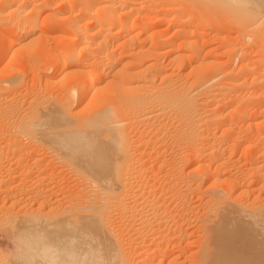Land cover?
Instances as JSON below:
<instances>
[{"label": "bare ground", "instance_id": "6f19581e", "mask_svg": "<svg viewBox=\"0 0 264 264\" xmlns=\"http://www.w3.org/2000/svg\"><path fill=\"white\" fill-rule=\"evenodd\" d=\"M198 4L209 14L225 12L227 25L216 31L225 32L220 39L236 43L222 54L213 48L201 57V39L207 38L199 28L213 19H201ZM48 19L60 22L50 25ZM166 22L168 28H157ZM172 27H177L174 34L167 36ZM213 55L228 56L215 71ZM17 58L21 63L31 58V82L14 69ZM236 59L239 73L230 66ZM57 82L64 86L53 95ZM85 101L97 107L82 114ZM159 117L169 119L170 124L159 120L170 125L164 129L167 139L176 140L184 159L175 166L182 175L169 177L177 193L176 199L166 195L170 202L165 179L141 177L146 169L132 172L141 178L131 174L136 166L129 125ZM257 118L261 123L246 127ZM243 135L252 136L245 144V168L233 159ZM161 143L151 151H161ZM40 147L82 175H115L122 190L115 194L113 186L99 181L97 190L103 191L92 192L96 204L88 199L91 194L86 197L96 214L85 204V213H91L83 225L82 253L61 248L66 243L71 248V241L46 242L42 230L37 232L42 240L34 235L41 244L27 237L21 241L18 259L26 264H264V0H0V178H40L42 158L30 161ZM118 155H123L119 163ZM187 166H192L189 173ZM172 198L176 211L169 210L174 213L169 217ZM127 214L138 225L129 226L128 216L133 231L117 233L112 220ZM185 216L186 225H180ZM194 218L202 230L199 239Z\"/></svg>", "mask_w": 264, "mask_h": 264}, {"label": "rangeland", "instance_id": "374dc122", "mask_svg": "<svg viewBox=\"0 0 264 264\" xmlns=\"http://www.w3.org/2000/svg\"><path fill=\"white\" fill-rule=\"evenodd\" d=\"M146 4H149L148 3V1H146ZM198 6H199V9H198ZM212 6H215V4H212L211 3V8H217V6H219V5H217L216 4V6L215 7H212ZM200 5L198 4L197 5V9H196V12H198V13H200L199 14V16L201 17V19H203V20H207L208 19V22L211 20V17L210 16H212V19H213V21L211 20L210 22H209V25L207 26H201L200 28H199V30L200 31H202L201 33H204V34H206V36H204L203 35V37L204 38H207V39H201V45H200V47H204V51L202 50L201 51V57L202 58H206V57H208V55L206 54V53H208V50H210V49H213V48H217L218 49V51H219V54L221 53H223V52H225L230 46H233V45H235V43L236 42H234V44H232L233 43V41H232V43H228V42H230L229 40L227 41V40H225V39H220L221 37H224L226 34H225V32H222V33H218L217 31H216V27L217 26H221V25H223L224 24V26L225 25H227V23H226V20L223 18V17H226V15H225V12L224 13H216V12H214L213 13V11L211 12L210 11V14H209V9L207 10V9H204V8H201V9H203L202 11L200 10ZM203 7H209V6H203ZM210 8V7H209ZM210 8V9H211ZM219 8V7H218ZM184 9H186V8H184ZM212 10V9H211ZM220 10H222L221 8H220ZM204 11V12H203ZM205 11H207V13L205 12ZM215 11H217L216 9H215ZM218 11H219V9H218ZM216 13V14H215ZM212 14V15H211ZM172 15H170V16H168L169 18L171 17ZM208 16V17H207ZM206 17V18H205ZM210 17V18H209ZM210 19V20H209ZM216 19V20H215ZM49 20V19H48ZM48 20H46V22L48 21ZM55 21V20H54ZM53 20H49L48 21V23L50 24V25H53L54 23L56 24V25H58V23L60 22L59 20H56L55 22H54ZM59 21V22H58ZM216 21H218V23L216 22ZM221 21V22H220ZM58 22V23H57ZM215 22V23H214ZM47 23V24H48ZM168 22H166L165 24L163 23L160 27H157L159 30H161V29H166V28H168V24H167ZM212 24V25H211ZM213 24H216V26H214ZM218 24V25H217ZM210 26V27H209ZM212 26V27H211ZM214 27V28H213ZM156 28V29H157ZM176 28L177 27H172V29H170L168 32H166V34H167V36H168V34L171 36L172 34H174V32L173 31H175L176 30ZM206 28V29H205ZM208 28V29H207ZM155 29V30H156ZM175 29V30H174ZM212 29V30H211ZM152 31V30H151ZM207 32H208V34H207ZM219 35H218V34ZM219 36V37H218ZM221 36V37H220ZM210 39V40H209ZM212 40V41H211ZM225 40V41H224ZM205 41V42H204ZM202 42H204V45H202ZM205 43H207V44H205ZM226 45H225V44ZM230 46H229V45ZM228 45V46H227ZM220 49V50H219ZM206 50V51H205ZM205 52V53H204ZM205 54V55H204ZM207 55V56H206ZM216 55H213L212 56V59L213 60H211V61H215V63H213V65H212V67H211V65H210V69L212 70V71H215V70H218V69H216V68H218L219 67V63H221V62H223V61H225V60H227L228 59V56H226V55H224L222 58H220L219 59V57L217 58V56H216V58H215V60H214V58L213 57H215ZM210 58L209 59H211V56H209ZM21 59L23 58V57H20ZM21 59H18L17 58V61H18V63H20V64H23V66L22 65H20V64H17V63H13L15 66H17L16 68H14V69H17V70H20V71H17V70H15V71H17V73H19V74H22L23 72H25V73H27L28 75H27V77H28V79H29V82H31L32 81V79H31V77H32V69H33V64L30 62V60H31V58H29V61H27L28 60V58H24L23 59V62L21 63ZM164 59V58H163ZM237 59H239V58H237ZM237 59L236 60H234V61H232L233 63H231L230 64V66H231V69H235V71L237 72V73H239L237 70L239 69V66H240V60H238L237 61ZM223 60V61H222ZM166 61H168V60H166ZM209 61V60H208ZM220 61V62H219ZM237 63H236V62ZM14 62H16V60L14 61ZM28 62V63H27ZM207 62V61H206ZM219 62V63H218ZM235 62V63H234ZM25 63H27V64H25ZM218 63V64H217ZM26 66H25V65ZM166 64H168L167 62H166ZM236 65V68H235V65ZM234 67H233V66ZM214 66V67H213ZM14 67V66H13ZM23 67V68H22ZM24 67H26V68H24ZM32 68V69H31ZM238 68V69H237ZM182 77L183 76H181V78H180V81L182 82L183 81V79H182ZM184 77H185V79L188 77V74H185L184 75ZM182 79V80H181ZM177 81H179V80H177ZM179 81V82H180ZM64 86V85H62L61 83H59V82H57L56 84H54L52 87L54 88V91H52V93H53V95H54V92L55 93H57L59 90H60V88H62V87ZM51 87V88H52ZM59 88V89H58ZM52 90V89H51ZM56 90V91H55ZM93 104V103H92ZM95 105H96V103H95ZM93 106H94V104H93ZM92 105H90V103H88V101H85L83 104H82V106H81V109H83L82 111H80V112H83L82 114H85L86 112L88 113H90V112H92L91 111V109H90V107L91 108H96L97 106H94L93 107ZM255 111V110H254ZM253 110L251 111L250 110V114H252V113H255ZM86 113V114H87ZM259 114V113H258ZM159 119H161V120H163V122H165L166 121V123L168 122L169 124H170V121H169V119H168V121H167V117H165V118H161V117H159V118H155L154 119V121H153V119L150 121V122H145V123H134V124H130V125H134V126H136V127H134L133 126V128H132V126H130L129 125V129H130V127H131V129H130V134H131V139H132V143H130V145H129V147H130V152L132 153V157L135 155V157H133L134 159H133V163H135L134 165H133V163H132V167H135V168H132L131 170H133V171H131V174L133 175L134 173L136 174V172H137V174H138V172L140 171H143V169H146L145 171H143L144 173H142L141 172V175H140V173H139V176L137 177L135 174L132 176L131 174H130V176H132L133 178H139L140 176L141 177H143V178H148L147 176H149L150 178L152 177V178H155L156 176V178H163L162 180H164L165 181V186H166V189H168L169 191L167 192L166 191V194H165V197H167V196H170L171 197V195H172V197L174 198V199H176V197H177V193H175L176 191V187H175V190H174V186H173V188L171 187V186H169L170 184H168L169 183V180H170V178H172V179H177L178 177H180L181 175H179L178 173H177V166L179 165V167H180V164L182 163L183 164V162L181 161V163H178V161H180V158H181V160H184L183 158H182V156H180V155H182V154H179V151L177 150V142L174 144V140L172 141L171 139H167V138H169L167 135H166V133H165V131H164V129H165V126L166 127H170V125L169 124H167V125H169V126H167L166 125V123H161V120H159L160 122H159V124H158V120ZM259 118H257V120L255 121V122H257V123H255V124H253V125H248V124H245L246 125V127H251V126H254L255 127V125H257V124H259V123H261V119H259ZM150 123V124H149ZM138 126H141L140 128L139 127H137V125ZM156 124V125H155ZM163 124H165V125H163ZM146 125V126H145ZM155 125V127H152V126H154ZM244 125V126H245ZM156 126H157V128H159L158 126H162L161 128H162V130L161 129H157L156 128ZM245 127V128H246ZM142 128H143V130H142ZM150 128V129H149ZM133 129V130H132ZM146 131H145V130ZM155 129H156V131H155ZM141 130H142V132H141ZM150 130H152V134L150 133ZM160 131V132H158V133H156L157 131ZM131 131H132V133H131ZM153 131H154V133H153ZM163 131H164V133H163ZM144 132H147V133H144ZM162 132V133H161ZM139 133V134H138ZM143 133V134H142ZM133 134V135H132ZM144 134L146 135L145 137H144ZM155 134V135H154ZM163 134V135H162ZM149 135H153L152 136V138H151V136H149ZM157 135V136H156ZM159 135H161L162 136V138H161V136H160V138L158 137ZM142 136V137H141ZM156 136V137H155ZM149 137V138H148ZM159 139H158V138ZM141 138H144L143 140L141 139ZM146 138V139H145ZM148 138V139H147ZM164 138H165V141H164ZM250 138H252V136H250V135H243L242 136V139H240V141H242V144H241V146H240V150L239 151H237V153L236 154H234L233 155V159L234 160H236V159H238L239 160V164H240V166L243 164V166H241V167H243V168H245L246 167V162H245V160H246V155H248L247 154V152H249V150L247 149V148H245V144L247 145V143H249V141H251V139ZM139 139H141L142 141H140ZM151 139V140H150ZM157 139V140H156ZM170 140V141H167V140ZM250 139V140H249ZM145 140V144H143L142 142ZM162 140V141H161ZM137 141L138 142H140V143H138L137 144ZM149 141H151V142H149ZM159 141V142H158ZM176 141V140H175ZM245 141V142H244ZM158 142V143H157ZM162 142V143H161ZM150 143V144H149ZM155 143V144H154ZM160 143L161 144H163L161 147L162 148H160L161 149V151L160 150H156V153H157V155H156V153H155V151H154V149H153V151H151V149L152 148H154L155 146H157V144L158 145H160ZM171 143H173V144H171ZM134 144V145H133ZM140 144V145H139ZM147 144H149V145H147ZM155 145V146H152V145ZM175 145H176V147H175ZM182 145L184 146V148H185V151H186V145L185 144H183L182 143ZM146 146H148V147H146ZM244 146V147H243ZM135 147V148H134ZM146 147V148H145ZM151 147V148H150ZM168 147V148H167ZM43 148V147H42ZM41 147L40 148H38V149H36V151L35 152H38V155H36L35 153H33V155H31V157H30V161H34L35 159H37L36 157H38L39 159L40 158H42V160H40V165H38V166H42L41 167V173L43 174V172H44V174L42 175L41 173H40V176L42 177V176H44V175H48L49 177L48 178H0V264H26L23 260H21V258H19L18 259V255L20 254V252H21V241L23 240V239H26V237L27 238H30V241L31 242H33L34 240H36V241H34L33 242V244L36 242L37 244L40 242V240H42L41 238H38L37 237V234L40 232V233H43L42 232V230L43 231H45V234H43L44 235V237H46V235H47V237L49 238V235L50 236H54L53 238L52 237H50L49 239L47 238H45V241L46 240H48L49 242H50V240L51 241H53L54 239H56V238H58V240L56 239V240H54L53 242H59V238H61L62 240H60V242L62 241L63 242V244H64V241L65 242H69V241H71L69 244L71 245V248H76L75 250L73 249H71V248H69V247H67V243H66V246H65V244L63 245L62 244V242L60 243V245H63L61 248L62 249H65L66 248V250H71V251H79L80 250V245L79 244H81L82 245V241H84L83 239H84V232H86V226H83V225H87V221L89 220V218L87 219L86 217V215H88V214H90L91 212H93V208H94V204H96L95 202H96V200L94 199L95 197H98V195L97 194H94V193H98L99 194V192L100 191H103V189H98L97 190V188H99V187H101V186H107V185H109L110 187H112L113 186V191H114V193L116 192V193H118V191H119V193H121L120 191L122 190L121 189V186H120V184L118 183L119 181H118V179H116V178H114V177H116L115 175L114 176H108V177H104V178H101L100 179V177H96V175H94V174H92V175H89V177H88V175H86L84 172V174L83 175H85L86 176V178H83V177H85V176H83L82 175V172H80V171H77V169H75L76 167H74V166H67L68 164H67V162H66V164H65V166H64V163L65 162H63L61 159H59V158H57V157H54V156H56V154L54 155V153L52 154V152H47V150H44V148L42 149ZM133 148V149H132ZM140 148V149H139ZM165 148V149H164ZM40 149H42V150H40ZM169 149H170V151H169ZM172 149V150H171ZM243 149V150H242ZM39 150V151H38ZM141 150V151H140ZM174 150V151H173ZM244 150H245V152H244ZM246 150H248L247 152H246ZM45 151H46V154H43V153H45ZM152 153H151V152ZM159 153H158V152ZM139 152H141V153H139ZM175 152V153H174ZM153 153H155L154 155H153ZM242 153V154H241ZM34 154H35V156H34ZM42 154V155H41ZM150 154H152V155H150ZM240 154H241V156H240ZM246 154V155H245ZM47 155V156H46ZM137 155V156H136ZM141 155V156H140ZM227 155H230V153H228ZM45 156V157H44ZM139 156V157H138ZM237 156V157H236ZM34 157H35V159H34ZM153 157V158H152ZM159 157H160V159H159ZM243 157H244V159H243ZM32 158H33V160H32ZM58 159V160H57ZM119 159V160H118ZM158 159V160H157ZM168 159V160H167ZM62 162H61V161ZM118 160V161H117ZM123 160V155H118L117 156V159H116V161H117V163H119V161L121 162ZM154 160H156V161H154ZM207 161H208V159H206ZM205 160V162H207ZM143 163H142V162ZM153 162H156V164L155 163H153ZM158 162V163H157ZM163 162H165L166 164L164 165V163ZM243 162V163H242ZM245 162V163H244ZM161 163V164H160ZM162 163H163V165H162ZM173 165H172V164ZM178 163V164H177ZM41 164H44V165H41ZM63 166H62V165ZM143 166H142V165ZM158 164H159V166H158ZM170 164V165H169ZM58 165H60V166H58ZM117 165L118 164H116V167H117ZM153 165V166H152ZM155 165L156 166H158L159 168L157 169V167L155 168ZM161 165V166H160ZM172 165V166H171ZM67 166V167H66ZM163 166H165V167H163ZM176 166V167H175ZM196 166V165H195ZM51 167V168H50ZM68 167H69V169H68ZM71 167H73L72 169L74 170H76L75 172L76 173H74V171H72V169H71ZM141 167V168H140ZM149 167V168H148ZM161 167L162 168H164L163 169V171H161L162 169H161ZM137 168V169H136ZM139 168H140V170H139ZM153 168V169H152ZM169 168V169H168ZM191 168H192V166H187L186 167V172H187V170L189 171V170H191ZM42 169H43V171H42ZM66 169V170H65ZM142 169V170H141ZM172 169V170H171ZM62 170V171H61ZM45 171H47V173H45ZM136 171V172H135ZM176 171V172H175ZM52 172V173H51ZM77 172H80L79 174H77ZM132 172H134V173H132ZM146 172V173H145ZM149 172V173H148ZM170 172V173H169ZM174 173V174H173ZM176 173V174H175ZM187 173H189V172H187ZM53 175V176H51V175ZM145 174H146V176H145ZM156 176H155V175ZM55 175V176H54ZM70 175V176H69ZM144 175V176H143ZM174 175V176H173ZM65 176V177H64ZM154 176V177H153ZM176 176H178L177 178H176ZM53 177V178H52ZM96 177V178H95ZM131 177V178H132ZM140 177V178H141ZM170 177V178H169ZM183 177L184 178H187L186 177V174L184 175L183 174ZM182 177V178H183ZM88 178V179H87ZM114 178V179H113ZM91 181H90V180ZM94 181H93V180ZM104 179H105V181H104ZM111 179V180H110ZM168 179V180H167ZM87 180V181H86ZM108 180H109V182H108ZM113 180V181H112ZM88 181H90L91 182V184H89L90 182H88ZM97 182V186L95 185L96 184V182ZM100 181V182H99ZM166 181H168V182H166ZM85 182V183H84ZM88 182V183H87ZM100 183V185L101 186H98V184ZM101 182H103V184L101 183ZM117 184H116V183ZM37 183V184H36ZM87 183V184H86ZM92 183L95 185H92ZM106 183H107V185H106ZM89 184V185H88ZM88 185V186H87ZM92 187H91V186ZM167 185H168V187H167ZM90 186V187H89ZM94 186V187H93ZM184 187H185V185H184ZM81 188V189H80ZM84 188V189H83ZM93 188H95V189H93ZM170 188V189H169ZM86 189V190H85ZM52 190V191H51ZM83 190V191H82ZM171 190V191H170ZM174 190V191H173ZM91 193H90V192ZM159 191H160V188H159V190H158V193H159ZM92 192H94L93 193V196H92ZM123 192V191H122ZM125 192V191H124ZM85 193V194H84ZM88 195H87V194ZM115 193V194H116ZM171 193V194H170ZM41 194V195H40ZM67 194V195H66ZM91 194V196H89ZM100 194H101V192H100ZM75 195V196H74ZM78 195V196H77ZM95 195V196H94ZM110 195V196H109ZM108 196L112 199L113 197H111V195L113 196L114 194H112V193H110ZM157 195H159V194H157ZM167 195V196H166ZM52 196V197H51ZM77 196V197H76ZM89 196V197H88ZM176 196V197H175ZM49 197V198H48ZM86 197H88V199L90 200V202H92V201H94V204H92V203H89L88 202V199H87V201H86ZM94 197V198H93ZM93 198V199H92ZM173 198H172V203H171V205H170V207H171V209L169 208V202H170V199H168V197L166 198V200L167 201H169V202H167V203H169V204H167V208H169L168 209V214H169V217H171V215L172 214H174L175 213V211H173L175 208H174V206H175V203H176V200L174 201L173 200ZM64 199V200H63ZM66 199V200H65ZM68 199V200H67ZM110 199V200H111ZM59 200V201H58ZM195 201H196V198L194 199ZM75 201V202H74ZM199 199H198V203H199ZM32 202V203H31ZM45 202V203H44ZM65 202V203H64ZM43 203L45 204V205H43ZM196 203V202H195ZM201 203V202H200ZM85 204H87L88 205V207H87V205H85ZM92 205V206H90V205ZM70 205V206H69ZM40 206H41V208H40ZM84 206L85 207H87V208H89V207H91V208H89V211H91V209H92V211L91 212H86L85 213V211H86V209L84 208ZM111 207V206H110ZM116 207V206H115ZM114 207V208H115ZM52 208V209H51ZM55 208V209H54ZM112 208V207H111ZM110 208V209H111ZM113 208V209H114ZM174 208V209H173ZM39 209V210H38ZM81 211H80V210ZM173 209V210H172ZM58 210V211H57ZM88 210V209H87ZM109 210V209H108ZM169 210L170 211H173L172 213L170 212L169 213ZM41 211V212H40ZM48 211H50V212H48ZM77 211V212H76ZM94 211L95 212H93L94 214H96V210L94 209ZM110 211V210H109ZM115 211V212H114ZM33 212V213H32ZM84 212V213H83ZM111 212H112V210H111ZM113 212L114 213H116L117 211L114 209L113 210ZM55 213V214H54ZM92 213V215L94 216V214ZM47 214V215H46ZM74 214H76L75 216H74ZM85 214V215H84ZM41 215V216H40ZM55 215V216H54ZM70 215V216H69ZM116 215V214H115ZM118 215V214H117ZM126 215H124V216H122V217H124V218H120V220H119V218H116V219H114V220H112V222H111V225H112V227L113 228H115L114 230L117 232V233H119V231H120V229H121V232L122 231H124V229L123 228H125V231L124 232H120L121 234H126L125 232H129V231H133V228H131L132 226H134L136 223V226L138 225V223L139 222H136V223H134V219L133 218H131V216H130V214L128 215L127 214V216L125 217ZM129 216V217H128ZM203 216L205 217V215L203 214ZM84 217V218H83ZM127 217H128V220L130 221L131 219H132V221H130V225H129V221H127ZM197 217V216H196ZM40 218V219H39ZM60 218V219H59ZM70 218V219H69ZM42 219V220H41ZM59 219V220H58ZM87 219V220H86ZM122 219H126L125 220V222L122 220ZM171 219H172V221H171ZM69 220V221H68ZM83 220V221H82ZM123 221V223H121L122 221ZM169 220H170V223L173 225V218H169ZM193 220H195V221H193ZM32 221V222H31ZM61 221V222H60ZM64 221V222H63ZM85 221V222H84ZM117 221H120V222H117ZM127 221V222H126ZM193 223H192V225H193V227L196 225H198V223L196 222V218H194V219H192L191 220ZM40 222V223H39ZM45 222V223H44ZM51 222H53V223H51ZM54 222H55V224H54ZM69 222V223H68ZM182 222V223H181ZM180 222V225L181 224H185L186 225V223H187V218H186V216H185V218H183V221H181ZM194 222H196L195 224H194ZM27 223V224H26ZM47 223V224H46ZM85 223V224H84ZM119 223V224H118ZM125 223V224H124ZM127 223H128V225L129 226H131V227H128L127 228ZM82 224V225H81ZM114 224V225H113ZM122 224V225H121ZM132 224V225H131ZM134 224V225H133ZM37 225V226H36ZM74 225V226H73ZM116 225H117V227H116ZM121 225V227L119 228V229H117L119 226ZM40 226V227H39ZM44 226V227H43ZM58 228H57V227ZM60 226V227H59ZM81 226V227H80ZM124 226V227H123ZM135 227V226H134ZM37 228V229H36ZM44 228V229H43ZM46 228V229H45ZM127 228V229H126ZM24 229V230H23ZM123 229V230H122ZM129 229V230H128ZM195 229V230H194ZM192 231H193V233L195 232L196 233V235H195V233H194V235H195V237H196V239H197V236H198V239H199V235H201L200 233H202L201 231L202 230H198V226L196 227V228H194ZM54 230V231H53ZM75 230V231H74ZM39 231V232H38ZM83 231V232H82ZM199 231V233L197 234V232ZM32 232V233H31ZM36 232V233H35ZM38 232V233H37ZM128 232H127V234H128ZM33 233H35V234H33ZM47 233H49V234H47ZM52 233H53V235H52ZM76 233V234H75ZM78 233H79V235H78ZM32 235V236H31ZM37 237V239H40V240H37V239H35L36 237ZM61 235V236H60ZM64 235V236H63ZM29 236V237H28ZM58 236V237H57ZM80 236V240L78 239V237ZM63 237V238H62ZM194 237V238H195ZM64 238H65V240H64ZM77 238V239H76ZM34 239V240H33ZM67 239V240H66ZM76 239V240H75ZM195 239V240H196ZM82 240V241H81ZM48 241H46V242H48ZM80 241V242H79ZM200 241V240H199ZM199 241L197 240V242L193 245V250L194 251H197L196 249H197V247H198V249H199ZM73 242H75L76 244H78V246H76V244L75 243H73ZM82 242V243H81ZM35 243V245H37ZM42 243V241L40 242V244ZM73 243V244H72ZM68 244V245H69ZM197 244V245H196ZM55 245H57V243H55ZM72 245H75V246H72ZM196 245V246H195ZM80 246V247H79ZM68 248V249H67ZM77 248H79V249H77ZM82 248V247H81ZM191 248V249H192ZM190 249V250H191ZM68 250V251H69ZM82 250L83 249H81V251H79V252H81L82 253ZM192 251V250H191ZM193 251V252H194ZM188 252H189V250H188ZM17 256V257H16ZM20 260V261H19Z\"/></svg>", "mask_w": 264, "mask_h": 264}]
</instances>
